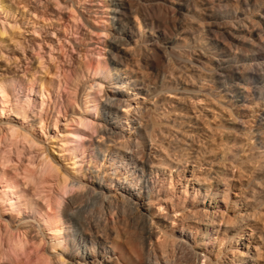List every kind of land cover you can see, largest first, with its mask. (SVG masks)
I'll use <instances>...</instances> for the list:
<instances>
[{
	"label": "bare ground",
	"instance_id": "1",
	"mask_svg": "<svg viewBox=\"0 0 264 264\" xmlns=\"http://www.w3.org/2000/svg\"><path fill=\"white\" fill-rule=\"evenodd\" d=\"M11 3L16 0H0V13L6 18L0 22V37H9L12 44L21 27L17 21L8 22L9 12L15 19ZM236 3L179 0L173 3L178 11L174 32L166 35L156 29L154 21L139 20L126 1L111 0L116 31L109 39L111 49L108 55L100 52L105 49L97 43L105 42L99 37L92 44L98 49L91 53L97 64L86 70L88 75H103L98 93L104 91L105 96L98 98L97 92L85 91L79 103L83 113L67 117L81 127L77 135L85 143L60 140L63 155H69L65 164L61 153L53 150L60 156L58 160L41 141L48 121L42 117L37 124L2 121L10 114L7 109L15 118L24 111L27 118L23 120L28 119L29 97L25 105L20 99L13 102L7 86L18 84L19 90L32 94L34 77L27 83L0 78V132L4 131L8 147H14L18 157L23 149L36 151L29 153L32 170L26 168L11 178V192L24 201L36 196L46 203L45 207L37 203L44 226L39 233L53 243L51 249L61 251L56 261L46 260L45 264H66L62 257L67 264H177L176 255L185 264H264V145L259 141L264 130V26L255 31L244 24L254 11L264 10V0L249 1L242 11ZM78 17L70 19L74 23L70 28L77 30ZM262 20L264 25V15ZM106 33L100 30V36ZM56 39L60 44L62 40ZM55 46L51 44L46 55L38 56L35 74L45 73L48 62L57 58ZM72 46L73 51L76 47ZM151 51H156L159 61L149 56ZM247 59L259 66L253 74L262 85L245 91L240 80L244 81L241 69ZM139 60L146 63L139 65ZM65 71L70 70L55 73L58 85L49 82L55 90L60 89L62 76L68 83ZM82 73L83 79L86 74ZM106 83L121 91L106 94ZM43 85L41 77L42 106L48 91ZM135 96L143 100L133 108L129 99ZM241 100L252 103L251 112L260 115L259 119L254 116L256 130L246 129L236 120L233 109ZM30 113L36 116L34 110ZM59 114L49 123L55 130ZM67 135L65 138L74 136ZM69 146L71 149H64ZM91 157L97 163L103 161V172L83 165ZM0 159L6 165L11 161L1 154ZM70 177L80 185L70 187ZM93 177L94 184L85 182ZM4 196L12 205L8 194ZM97 204L109 214L121 215L125 208L138 214L135 220L143 234L136 239L140 251L136 250L135 261L121 253L116 243L120 233L110 226L111 221L104 218L102 226L89 227L86 214ZM23 227L27 238L29 226ZM25 238L11 246L12 253L27 252Z\"/></svg>",
	"mask_w": 264,
	"mask_h": 264
},
{
	"label": "rangeland",
	"instance_id": "2",
	"mask_svg": "<svg viewBox=\"0 0 264 264\" xmlns=\"http://www.w3.org/2000/svg\"><path fill=\"white\" fill-rule=\"evenodd\" d=\"M124 1H126L127 4L134 8L135 14L138 15L139 20L148 19L154 21L157 27L156 29H159V31L163 34L171 35L174 32L173 27L175 26L177 21L176 17L178 11L177 7H175L173 3H176L179 0ZM249 1L251 2L252 0ZM249 1L237 0V9L241 11L243 9H247L246 3H248ZM11 6L14 8L15 11V19H13V15L10 14L11 12H7L8 15H6L8 22L14 24V21H17L20 23L19 27L21 28H19L16 31L17 34H15V39H17L18 41L16 40L15 42L14 39V43L12 41V44L10 41H8L9 37L7 38V36H4V39L0 37V78L1 80L16 79L18 83H27L29 79L34 77L36 83L34 85V92L32 94L30 93V90H19L18 84H15V86H7V91L13 102H17L18 99H20L25 105L28 100L27 97H29L30 102L28 104L30 105V107L26 109L28 111L27 116L29 117L28 119L23 120L25 116V114L23 113L25 112L21 111L23 112V115L20 113L18 118H15V116L11 114L9 109H7L6 111L8 112V114H10L7 115L6 118H4L2 121L10 122L11 120H16V122L19 123H22L24 121H30V123L37 124L39 122L40 117L48 121V126L45 129L46 135L42 138L41 141L43 145L46 146L44 147L48 149V152H52L51 154L59 160L60 156H56L55 154H53V152L55 151L57 153H61L60 155L65 154L63 152V149H61V139H66V142L68 140L76 141V144H74L75 142L73 143L74 145H79V143H85V140L77 135L79 134L78 129L81 127H79L77 123L73 122V124L71 123V121H67V119L74 112H82V105H80L79 103L81 102V98L83 97V93H85V91H91L92 93H98V91H100V89H98V83L101 82L100 80L103 75L100 74L99 76H92L90 75L91 72L88 75V72L86 70L88 68L93 67V65L96 66L97 64V58H95V55L91 53L97 51L98 48H95V46H93L92 44H94L99 39V37L103 42H105L103 44L97 43V45H99L100 47L102 46V48L105 49V51L100 52H105L107 54L108 51H110L111 49L108 44L109 39H111V36L116 32L115 30H113L115 26L113 25L114 15L112 12L113 7L111 6V0H16V3H11ZM3 11L6 12L5 9H3ZM263 15L264 10H256L254 11V14L251 15L252 17L250 16L251 18L245 21L241 20L239 23L242 24L245 22L244 24L247 23V26H249V28L252 27L251 29L259 31L264 26L262 20ZM76 16H79L77 20L75 19V25H77V30H75L73 27H69L70 25L74 24L72 22L73 20L71 21L70 19ZM1 19L2 21L6 20L4 14L0 13V22H2ZM250 20L252 24H250ZM1 26L2 24L0 23V27ZM34 29H37L38 31L36 30L33 35L32 33L34 32ZM53 30L56 33V35L54 33V36L50 34V32ZM65 30H67V32ZM100 30H103V32L105 33L107 32V36H100ZM222 36L225 37L224 35ZM219 37L223 41L226 40V37L222 38L221 36H218V38ZM56 38H60V40H62L60 44H57ZM63 39H68L71 43L67 45ZM1 40H5L4 43L1 42ZM52 41L54 42L52 43ZM72 42L74 44H72ZM39 43L41 44L39 45ZM50 43L52 45H56L55 47L57 49H55L56 51L55 53L53 52V55L57 58L51 59V62L47 61L48 71L46 70L45 73L40 72L39 74H35V70L37 67V59H39L38 56L40 57L41 55H46V52L49 51L51 45ZM70 45H74L76 49L72 51ZM14 47H16V49L18 48V51H15ZM21 53L25 54V60ZM85 53H90L89 56H87L88 58H83ZM150 53L149 56L152 57L153 60H155L154 58L158 56L156 51H151ZM153 54L156 55L154 56ZM45 58L47 59L46 56ZM156 59L159 61L158 57ZM144 61L145 60H143V62L139 60L138 64H145L146 61ZM244 67V70L241 69V76L243 77L244 81L242 82L240 80V83L241 86L245 89V91L247 89L252 90L255 89V87H260L262 85L261 81L257 76L253 74L259 70V66L255 67L252 60L250 61V59H247L245 60ZM65 68L66 70H70L65 71V75L66 77H68V83H65V80L62 76L61 87L60 89L58 88L59 91L57 89L55 90L53 88L54 85L49 84V82H51V80L56 81L54 79L55 73L57 71L63 72V69ZM243 71L245 72V74H243ZM82 72L86 74V79L81 78L83 74ZM262 73H264V70L262 71ZM150 75L151 74H149V76ZM41 77H43V86L46 87L48 90L45 93L46 103L44 104V106L41 105V96L38 92L41 89L39 88ZM77 77L78 79H76ZM56 84L58 85L57 81ZM105 86L107 90L106 94L111 96L116 95L117 93H119V91H121L119 89L109 87L112 85H108L107 83L105 84ZM17 87L18 91L15 90V88ZM240 89L242 90V88ZM244 89L242 91H244ZM97 93L96 96L98 95V98H100L101 96H105V94H103L105 93L104 91H101L98 94ZM135 97L134 99H129V102L132 104L131 106H133V108L137 107L138 103L143 100L137 96ZM262 101L264 100L262 99ZM238 104L240 106H237L235 107V109H233L235 110L234 112H236V115L238 116V119L236 120H240V122L243 123L242 125H244L243 127H245L246 129L251 128L252 130H256V124L258 119L260 118V115L251 112L253 110L252 103L249 104V102H247L246 100H241L240 102H238ZM31 109L36 112V116H33L32 113H30ZM59 111V123L57 124V129L55 130V127L51 124L49 125V123L52 121V118L55 116V114ZM254 116H256L258 119ZM25 118L27 117L25 116ZM68 122L70 123L69 125ZM262 132L263 133H261L260 135V137L262 138L259 139V141L262 142V145H264V130H262ZM0 133L2 134L0 135V140H4L0 145V154L2 156L11 158V161L7 165L4 160L0 159V264H43L46 260L56 261L55 257L61 251L57 249H51V245L53 243L49 241L48 237L44 239V236L39 233V231L44 230V226L42 225L43 223L40 221V218L38 216L37 203L38 205L40 204V206L42 205V207H45L46 203L42 202L41 198L36 196L29 198L28 201H24V198H21L19 196L17 197L14 192H11L10 188V182L12 177H16L17 173L18 175H20L25 171L26 168L31 169V167H29L30 165L28 161V159H31L29 157V153H31V151L33 150L32 152L35 154L36 151L35 149H32L30 151V148L23 149V153L21 154L22 156L18 157L17 152L15 151V149H13L14 147H8L9 144L4 138L6 137L4 131ZM72 133L74 134V136L71 135V137L65 138V136H68L67 134ZM76 135L77 137L75 138ZM45 148L42 149L45 150ZM262 148L263 147H261L260 149ZM64 149L69 150L71 149V147L69 146L68 148L66 147ZM61 158L64 164L70 161L69 155L61 156L60 160ZM87 159L88 161L85 160L83 162V165L88 166V168L93 171L103 172V161L97 163V161L94 158L92 159V157ZM3 164H5V166ZM95 179L96 178L93 177L91 178V180H86L85 182H87L88 184H94L96 181ZM19 180H22V177H20ZM68 184L70 187H78L80 185V182L79 180L70 177V181ZM5 193H7L9 199L12 200V205L8 202V198L4 196ZM100 205L97 204L86 214V219L89 222V227L91 226L90 228H95V225L102 226V221H111L109 222L110 226L112 225L114 229L120 233H118L120 236L118 237L119 239H117L118 241L116 243L118 244L121 253L126 255L128 259L135 261L137 259L136 257L138 256V252L140 251V243H138V237L143 234L142 226L138 224L139 222L136 221L137 219L135 220V217L138 214L135 212H133L134 214H132V211L129 210V208H125L121 215L117 212H112L109 214L106 212L105 208ZM104 218L106 219L104 220ZM98 221L100 222L98 223ZM25 224L29 226L28 230H30L29 232H31L26 235L27 238L23 237L25 231V228L23 226ZM136 228H138L139 230ZM135 234H138L139 236H135ZM24 238L27 240V243H25V245H27L25 250H27V252L21 254L19 253L20 251L17 249L18 255L14 252L12 253L13 250L11 246L15 243L17 244L19 242V239ZM137 246L139 249L137 248ZM62 258H64L63 261L65 260L64 262L67 264L66 258ZM176 259L177 264H185L184 260H181L182 257H180V255H176L175 260Z\"/></svg>",
	"mask_w": 264,
	"mask_h": 264
}]
</instances>
